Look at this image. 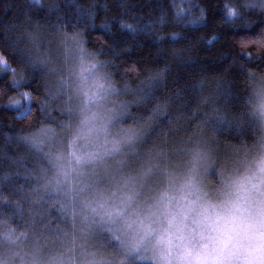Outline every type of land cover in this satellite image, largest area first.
Here are the masks:
<instances>
[{
  "label": "trees",
  "instance_id": "1",
  "mask_svg": "<svg viewBox=\"0 0 264 264\" xmlns=\"http://www.w3.org/2000/svg\"><path fill=\"white\" fill-rule=\"evenodd\" d=\"M226 6L238 15L229 18ZM75 36L104 66L120 127L145 134L143 157L131 163L152 169L150 161L184 157L218 185L264 148L260 2L0 0V53L13 69L0 68V234L29 227L32 193L53 175L41 132L69 133L73 110L56 87L67 71L63 47ZM19 89L32 97L25 114L8 106ZM50 201L40 204L37 226L65 229L63 209Z\"/></svg>",
  "mask_w": 264,
  "mask_h": 264
},
{
  "label": "rangeland",
  "instance_id": "2",
  "mask_svg": "<svg viewBox=\"0 0 264 264\" xmlns=\"http://www.w3.org/2000/svg\"><path fill=\"white\" fill-rule=\"evenodd\" d=\"M65 45L68 66L56 90L76 110L68 109L73 113L64 126L69 133L41 132L54 161L53 175L32 193L29 227L0 234V264H264V234L256 227L257 217L264 215V172L259 170L264 148L252 163L227 172L234 174L228 181L242 182L239 194L210 181V171L195 169L184 157L150 161L152 169L131 163L143 157L145 134L120 127L117 103L106 100L116 91L107 88L106 78L100 80L101 64L89 57L81 40L68 38ZM257 93L264 122L263 81ZM29 107V94L22 92L14 108L25 114ZM101 107L110 116L103 121L95 112ZM237 195L244 211L221 222L216 242L200 239V205ZM51 199L63 209L65 229L37 226L40 204ZM170 222L172 246L162 250L157 237Z\"/></svg>",
  "mask_w": 264,
  "mask_h": 264
},
{
  "label": "clouds",
  "instance_id": "3",
  "mask_svg": "<svg viewBox=\"0 0 264 264\" xmlns=\"http://www.w3.org/2000/svg\"><path fill=\"white\" fill-rule=\"evenodd\" d=\"M230 9L238 15V10L236 8ZM259 170L264 172V163L259 165ZM223 186L230 189L232 193L239 194L243 184L239 180H225L223 181ZM241 205L242 201L239 199L238 195L234 198H226L221 202L207 201L200 205L202 208L200 213L201 219L196 222L200 239H207L208 243L216 242L217 236L220 232L221 222L225 219H231L238 213L243 212L244 209ZM172 227L173 222H170L169 228L160 232L157 237V244L162 250L168 249L172 246L173 232L170 230ZM256 227L262 234H264V215L257 217ZM193 255L196 259L199 258L195 253Z\"/></svg>",
  "mask_w": 264,
  "mask_h": 264
},
{
  "label": "bare ground",
  "instance_id": "4",
  "mask_svg": "<svg viewBox=\"0 0 264 264\" xmlns=\"http://www.w3.org/2000/svg\"><path fill=\"white\" fill-rule=\"evenodd\" d=\"M1 54V53H0ZM90 57V56H89ZM91 58V57H90ZM94 60H97V59H94ZM98 61V60H97ZM99 62V61H98ZM65 63H66V66H68V61H65ZM101 64V63H100ZM13 72V71H12ZM100 80H102L103 78H107V75H106V73H105V71H104V66L101 64V73H100ZM81 82H83V81H81ZM108 82V81H107ZM108 84H109V86L107 85V88L108 87H110V88H112V86H111V84H110V82H108ZM101 89L103 90V88L101 87ZM22 92H27L28 94H29V92L28 91H25L24 89H19V90H17L10 98H9V101H8V106L9 107H11L13 110H17L16 108H14V106L21 100V95H22ZM50 98H51V100L50 99H48L49 101H52V99L54 98L53 96H50ZM29 100H30V104H31V102H32V97L30 96V94H29ZM65 103H67L68 104V109H70V110H76V109H74L71 105H70V102L68 101V100H66L65 101ZM74 105H75V103H74ZM76 106V105H75ZM84 107V104H81V106H80V108H83ZM72 108V109H71ZM256 109H257V105H256ZM18 112H19V110H17ZM95 112H99L100 114H102L103 116H102V118H104L106 115H107V112H106V110H105V108H97V110H96V108H95ZM100 114H99V118L101 119V117H100ZM259 114H263L262 113V109H260L259 110ZM102 121H103V119H102ZM13 247L15 246V245H12Z\"/></svg>",
  "mask_w": 264,
  "mask_h": 264
},
{
  "label": "snow or ice",
  "instance_id": "5",
  "mask_svg": "<svg viewBox=\"0 0 264 264\" xmlns=\"http://www.w3.org/2000/svg\"><path fill=\"white\" fill-rule=\"evenodd\" d=\"M259 2H260L262 5H264V0H259ZM226 10H227V12H228V16H229V18H232V17L237 16V14H236L234 11H232L230 8H227V6H226ZM123 27H128V28H130V26H128V25H123ZM132 30L134 31V29H132ZM214 39H215V38H214ZM209 43L211 44L212 41H209ZM0 68H4V69H5L6 71H8V72L13 71V69L11 68L10 65H8L7 60L5 59V57H4L2 54H0ZM25 95H27V94H25Z\"/></svg>",
  "mask_w": 264,
  "mask_h": 264
}]
</instances>
